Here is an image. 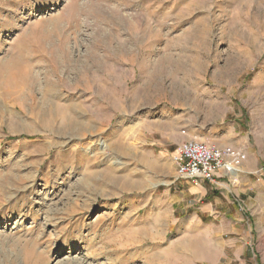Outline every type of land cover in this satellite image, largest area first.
I'll return each instance as SVG.
<instances>
[{"label": "rangeland", "instance_id": "374dc122", "mask_svg": "<svg viewBox=\"0 0 264 264\" xmlns=\"http://www.w3.org/2000/svg\"><path fill=\"white\" fill-rule=\"evenodd\" d=\"M228 131L240 221L171 160ZM0 264H264V0H0Z\"/></svg>", "mask_w": 264, "mask_h": 264}, {"label": "crops", "instance_id": "0c3cea01", "mask_svg": "<svg viewBox=\"0 0 264 264\" xmlns=\"http://www.w3.org/2000/svg\"><path fill=\"white\" fill-rule=\"evenodd\" d=\"M243 141L242 135H235L232 131H228L221 140L210 141L217 147L231 146L238 150L240 155L237 164L241 159V165L231 173L219 170L214 182L206 179H201L198 184L186 182V194L190 202L199 201L202 211L239 221L242 219L239 210L242 209V204H247V198H250L259 185L253 176L255 156L249 153Z\"/></svg>", "mask_w": 264, "mask_h": 264}, {"label": "built area", "instance_id": "2783aa9c", "mask_svg": "<svg viewBox=\"0 0 264 264\" xmlns=\"http://www.w3.org/2000/svg\"><path fill=\"white\" fill-rule=\"evenodd\" d=\"M239 152L231 147L217 148L195 139L180 144L171 156L180 178L198 184L201 179L215 181L219 169L233 170Z\"/></svg>", "mask_w": 264, "mask_h": 264}]
</instances>
